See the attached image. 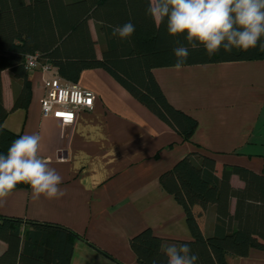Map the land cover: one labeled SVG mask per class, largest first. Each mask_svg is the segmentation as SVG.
<instances>
[{
    "label": "crops",
    "instance_id": "0c3cea01",
    "mask_svg": "<svg viewBox=\"0 0 264 264\" xmlns=\"http://www.w3.org/2000/svg\"><path fill=\"white\" fill-rule=\"evenodd\" d=\"M154 75L169 101L198 119L191 142L103 68L81 74L78 83L96 98L73 123L43 116L40 70L30 71L28 110H13L14 90L22 81L3 70L9 111L4 126L21 136L40 135L38 155L63 177L66 195L33 202L30 187L17 188L0 216L60 223L77 232L83 238L75 241L71 264H139L130 239L144 228L168 239L191 238L183 208L159 183L160 175L188 153L205 152L218 166L241 165L264 174V59L184 65L179 71L158 67ZM231 183L244 187L236 175ZM216 217L211 206L206 235L213 233ZM6 249L0 240V255ZM228 263L264 264V251L230 256Z\"/></svg>",
    "mask_w": 264,
    "mask_h": 264
},
{
    "label": "trees",
    "instance_id": "16d2710c",
    "mask_svg": "<svg viewBox=\"0 0 264 264\" xmlns=\"http://www.w3.org/2000/svg\"><path fill=\"white\" fill-rule=\"evenodd\" d=\"M150 2L0 0V152L6 153L21 136L4 126L9 111L4 105L2 71L8 69L14 79L22 81L14 90L12 109L28 110L32 100V81L26 67L29 54H38L57 75L74 83L87 69H105L184 141L191 142L198 119L174 106L154 75L155 68L174 66L173 49L177 42L186 41L184 36H170L166 21L156 25L147 14ZM128 22L135 25L130 39L113 35L114 27ZM258 59H264L259 46L248 51L233 49L231 53L221 49L212 56L200 46L190 49L184 65ZM234 175L244 187L232 185ZM159 183L183 208L191 238L168 239L146 227L130 239L139 264H168L163 248L171 244H189L198 256L197 264H229L230 256H247L252 249L264 251V174L241 165L218 166L213 155L194 151L164 171ZM28 187L21 183L15 189ZM211 206L217 219L213 233L206 235L203 225ZM82 238L60 223L0 216V240L7 244L0 264H71L75 241Z\"/></svg>",
    "mask_w": 264,
    "mask_h": 264
},
{
    "label": "clouds",
    "instance_id": "9594fccd",
    "mask_svg": "<svg viewBox=\"0 0 264 264\" xmlns=\"http://www.w3.org/2000/svg\"><path fill=\"white\" fill-rule=\"evenodd\" d=\"M157 26L166 21L170 36H184L173 49L174 68L179 71L190 56V49L203 46L208 56L221 49L248 51L259 46L264 51V0H151L147 9ZM135 32L131 22L113 28V35L130 39ZM39 134L22 135L6 153L0 152V207L18 184L31 188V199L58 200L66 195L60 185L63 177L39 155ZM168 264H197L198 256L189 244L163 248Z\"/></svg>",
    "mask_w": 264,
    "mask_h": 264
},
{
    "label": "built area",
    "instance_id": "2783aa9c",
    "mask_svg": "<svg viewBox=\"0 0 264 264\" xmlns=\"http://www.w3.org/2000/svg\"><path fill=\"white\" fill-rule=\"evenodd\" d=\"M26 67L29 71L40 70L43 73V116L73 123L81 112L93 108L96 98L93 91L57 75L54 67L48 62H42L38 54L26 56Z\"/></svg>",
    "mask_w": 264,
    "mask_h": 264
},
{
    "label": "rangeland",
    "instance_id": "374dc122",
    "mask_svg": "<svg viewBox=\"0 0 264 264\" xmlns=\"http://www.w3.org/2000/svg\"><path fill=\"white\" fill-rule=\"evenodd\" d=\"M91 27H92V31L94 33V36H96L95 28H94V23L93 22H91ZM97 49H98V52H101V47L100 46H97Z\"/></svg>",
    "mask_w": 264,
    "mask_h": 264
}]
</instances>
